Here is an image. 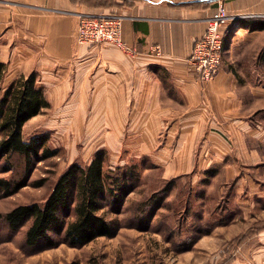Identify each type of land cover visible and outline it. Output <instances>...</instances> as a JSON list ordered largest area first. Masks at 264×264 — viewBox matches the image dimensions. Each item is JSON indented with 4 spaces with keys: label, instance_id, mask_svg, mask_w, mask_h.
Here are the masks:
<instances>
[{
    "label": "crops",
    "instance_id": "0c3cea01",
    "mask_svg": "<svg viewBox=\"0 0 264 264\" xmlns=\"http://www.w3.org/2000/svg\"><path fill=\"white\" fill-rule=\"evenodd\" d=\"M211 1L0 0L2 84L36 73L50 102L44 110H57L51 128L87 162L104 148L112 165L139 163L143 174L158 169L162 181L208 179L223 163L235 168L222 135H253L252 114L264 94V30L240 25L264 18V0H223L231 27L212 80H198L188 64L217 6ZM80 13L121 15L123 40L134 50L81 44ZM250 229L264 236V227Z\"/></svg>",
    "mask_w": 264,
    "mask_h": 264
},
{
    "label": "rangeland",
    "instance_id": "374dc122",
    "mask_svg": "<svg viewBox=\"0 0 264 264\" xmlns=\"http://www.w3.org/2000/svg\"><path fill=\"white\" fill-rule=\"evenodd\" d=\"M259 60L264 63L260 54ZM4 87L1 84L0 98ZM56 111L50 108L31 118L24 125L23 136L30 139L47 133L46 145L58 154L36 160L29 171L23 157L14 155L13 169L3 174L14 181L25 178L26 185L14 195L0 198V264H264V236L253 235L250 229L264 227L263 93L258 112L252 114L257 120L254 134L222 135L235 151L231 162L235 168L228 170L223 163L219 172L210 175L212 179L184 178L168 192L162 191L165 182L160 171L147 170L142 173L143 185L126 197L122 212L107 206L100 211L118 225L115 236L98 237L82 247L61 243L32 249L25 243L28 224L11 232L4 214L18 204L43 203L69 164L88 163L85 155L75 156L64 136L51 128ZM77 146L80 153L85 151L81 144ZM109 158L108 154L106 169ZM138 217L144 224L148 222L146 230L139 229ZM210 224L214 225L211 233L197 231Z\"/></svg>",
    "mask_w": 264,
    "mask_h": 264
},
{
    "label": "trees",
    "instance_id": "16d2710c",
    "mask_svg": "<svg viewBox=\"0 0 264 264\" xmlns=\"http://www.w3.org/2000/svg\"><path fill=\"white\" fill-rule=\"evenodd\" d=\"M78 1L94 5L108 2L116 4V0ZM135 1L138 0H120L122 5L132 4ZM166 1L175 3V0ZM211 2L217 4V0ZM240 25L250 30H264V18L242 19ZM229 34L230 30L226 39ZM260 59L264 61V48L260 52ZM6 72L7 65L0 61V86ZM2 90L0 198L14 195L26 185L25 178L14 181L3 175L13 169L14 155L23 157L26 171H29L36 160L56 156L59 152L46 145L49 139L47 133L36 134L30 139H25L23 136L26 122L50 107L45 90L38 82L37 74L21 75ZM107 160V150L100 148L95 151L90 162L83 164L75 161L69 164L60 174L43 203L18 204L4 214L3 217L10 231H18L28 224L24 231L25 243L32 249L54 248L61 243L71 247H82L98 237L115 236L118 225L107 219L100 211L107 206L113 212H122L126 197L143 185V175L139 163L116 166L110 164L106 169ZM213 174L215 170L207 171L208 176ZM177 181L178 178L165 180L162 191L168 192ZM153 196L150 198L155 200L156 197ZM188 205L190 199L186 202V209L189 208ZM137 220L138 226L143 227H139L140 230L149 227L148 222L143 223V218L138 217ZM223 220L226 221L225 218ZM212 228L214 225L210 224L206 228L199 227L197 231L201 235H206L211 233ZM197 235L199 234L195 236Z\"/></svg>",
    "mask_w": 264,
    "mask_h": 264
},
{
    "label": "built area",
    "instance_id": "2783aa9c",
    "mask_svg": "<svg viewBox=\"0 0 264 264\" xmlns=\"http://www.w3.org/2000/svg\"><path fill=\"white\" fill-rule=\"evenodd\" d=\"M78 41L81 44L109 43L127 52L133 51L123 40V21L119 14L94 15L80 13ZM231 27L227 7L223 0L207 19L203 34L192 45L188 64L200 81H210L218 73L225 49L226 36ZM156 52L159 48L156 47Z\"/></svg>",
    "mask_w": 264,
    "mask_h": 264
}]
</instances>
